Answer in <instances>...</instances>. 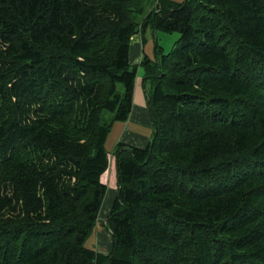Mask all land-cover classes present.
I'll return each instance as SVG.
<instances>
[{
	"label": "trees",
	"instance_id": "trees-1",
	"mask_svg": "<svg viewBox=\"0 0 264 264\" xmlns=\"http://www.w3.org/2000/svg\"><path fill=\"white\" fill-rule=\"evenodd\" d=\"M145 3L0 0V264H264V0ZM149 27L180 38L141 63L155 134L116 147L104 254Z\"/></svg>",
	"mask_w": 264,
	"mask_h": 264
},
{
	"label": "crops",
	"instance_id": "crops-1",
	"mask_svg": "<svg viewBox=\"0 0 264 264\" xmlns=\"http://www.w3.org/2000/svg\"><path fill=\"white\" fill-rule=\"evenodd\" d=\"M151 12L152 11H150V13ZM157 33L158 32H156L155 29L149 27L145 33H141L139 35L140 37H137L136 39L134 38L135 40L133 39L132 41L130 49V63L131 65L138 67L133 96V107L128 121L117 122L113 125L114 129L112 128L116 134V139L114 140L115 142L112 152L107 151L109 157V168L101 178L102 182L108 188L105 199L107 200L109 197L110 203L107 205L104 202L105 204L103 205H106V207L108 206L109 209L107 212L104 210V214L103 211H101L100 217L102 216V218H106L108 216L109 212L111 211L113 201L118 194V172L115 157L116 147L119 144H125L128 146L144 149L152 141L155 134V127L148 98L151 93V86L146 84L144 80L145 73L143 72L144 68L141 63L145 55L151 58L149 51H147V41L148 39L152 38L155 40ZM157 45L158 42H155L154 55L156 54L155 50ZM105 232L102 231L98 234V249L111 248L112 246V239Z\"/></svg>",
	"mask_w": 264,
	"mask_h": 264
},
{
	"label": "rangeland",
	"instance_id": "rangeland-1",
	"mask_svg": "<svg viewBox=\"0 0 264 264\" xmlns=\"http://www.w3.org/2000/svg\"><path fill=\"white\" fill-rule=\"evenodd\" d=\"M170 1H173L175 3H183L186 0H170ZM156 6H157V0H146L145 14L142 17H147L149 15L150 11H153L154 9L157 8ZM137 36L140 37L139 35H137ZM179 38H180V35L178 33H165V32L160 31L157 33L155 40L153 38L148 39L147 51H149V55L151 56V58L155 59V55H154L155 42H158L157 46H159L160 48H163L164 52L167 54V53L172 51V49L174 48V46H175L176 42L179 40ZM143 72H144V69H143ZM147 83H148V85H151L149 82H147ZM150 89H151V87H150ZM107 115H109L108 118H110V116L113 117L112 114H107ZM113 129L111 130L109 138L106 142V150L109 152H112V150H113L112 148H114V142H115L114 140L116 139V134L114 133ZM104 202L108 205L110 203L109 197ZM105 203H103V204H105ZM102 206L103 207L101 208V211H103V214H104V210L107 212L109 208H108V206L106 207V205H102ZM101 211H100V214H101ZM109 215H110V212L106 218H102V216L100 217V215H99L98 223H97L96 227L94 228V230L92 231L91 235L89 236L88 240L86 241L85 246L87 248L96 249L99 252H102L104 254H109L113 250V247H114L113 238H112L109 230L107 229V227L105 225L106 220L109 217ZM102 231H104V232L106 231L105 233H107L111 237V239H112L111 248L98 249V247H97V245H98V234L101 233Z\"/></svg>",
	"mask_w": 264,
	"mask_h": 264
}]
</instances>
